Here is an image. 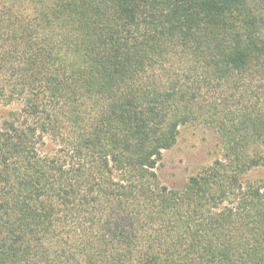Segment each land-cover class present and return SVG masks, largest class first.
<instances>
[{"label":"trees","instance_id":"obj_1","mask_svg":"<svg viewBox=\"0 0 264 264\" xmlns=\"http://www.w3.org/2000/svg\"><path fill=\"white\" fill-rule=\"evenodd\" d=\"M0 105V264H264V0H0Z\"/></svg>","mask_w":264,"mask_h":264},{"label":"rangeland","instance_id":"obj_2","mask_svg":"<svg viewBox=\"0 0 264 264\" xmlns=\"http://www.w3.org/2000/svg\"><path fill=\"white\" fill-rule=\"evenodd\" d=\"M14 107L0 105V115H8ZM220 154L221 145L216 131L204 124H185L179 127L174 145L162 151L155 171L162 184L177 188Z\"/></svg>","mask_w":264,"mask_h":264}]
</instances>
